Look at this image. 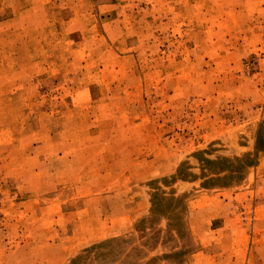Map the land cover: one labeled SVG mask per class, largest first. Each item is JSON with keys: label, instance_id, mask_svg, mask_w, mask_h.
Wrapping results in <instances>:
<instances>
[{"label": "rangeland", "instance_id": "374dc122", "mask_svg": "<svg viewBox=\"0 0 264 264\" xmlns=\"http://www.w3.org/2000/svg\"><path fill=\"white\" fill-rule=\"evenodd\" d=\"M0 264H264V0H0Z\"/></svg>", "mask_w": 264, "mask_h": 264}]
</instances>
